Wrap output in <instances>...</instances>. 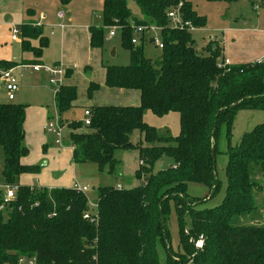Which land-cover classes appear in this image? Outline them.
I'll return each mask as SVG.
<instances>
[{
    "label": "trees",
    "instance_id": "16d2710c",
    "mask_svg": "<svg viewBox=\"0 0 264 264\" xmlns=\"http://www.w3.org/2000/svg\"><path fill=\"white\" fill-rule=\"evenodd\" d=\"M71 1L61 0L64 4ZM133 1L141 18L134 16L128 0H104V25L122 26L121 43L130 53L127 65H104L105 85L140 91V105L92 106L90 125L67 122L70 133L63 144L73 147L74 163H93L109 174L121 170L119 150L137 149L140 184L131 188L100 186L94 209L86 194L74 187L20 185L21 175L36 174L40 169L22 161L29 155L25 143L27 106L0 103L1 176L5 185H18L16 199L5 208L6 218L0 210V264H21V258H35L37 264H161L159 243L169 253L168 264H264V225L233 222L235 216L257 209L256 194L261 188L252 173L255 168L264 172V123L245 132L239 144H231L238 112L264 110V60L220 66L224 60H220L219 43L210 42L205 48L208 54H200L192 32L171 23L168 12L182 3L184 20L196 28L206 26V19L191 2ZM132 22L162 28L164 47L156 62L144 54V40L132 42ZM89 30L91 48L103 49L104 28L91 26ZM21 39L22 51L31 52L33 58L20 64L0 60V72L17 65L44 64L42 56L49 39L43 27L22 24ZM99 87L91 82L89 96ZM77 99V87L62 84L55 94L59 116L74 107ZM146 110L159 117L178 113L179 134L160 135L145 122ZM223 125L229 141L225 195L219 205L201 209L197 205L203 200L190 197L188 184H204L212 196L219 190L213 154ZM135 130L149 145L132 142ZM164 157L171 158L173 164L154 173V165ZM3 194L0 192V205ZM171 203L185 248L179 260L169 247L166 219ZM201 238L203 246L198 248L196 242Z\"/></svg>",
    "mask_w": 264,
    "mask_h": 264
},
{
    "label": "rangeland",
    "instance_id": "374dc122",
    "mask_svg": "<svg viewBox=\"0 0 264 264\" xmlns=\"http://www.w3.org/2000/svg\"><path fill=\"white\" fill-rule=\"evenodd\" d=\"M9 1L14 4L12 10L18 12L19 2L21 0H0V16L10 9L7 5ZM187 1L191 2L197 13L206 19L205 27L196 28L192 32L196 42V49L200 54H208L205 48L210 42L215 43L217 42L215 39H218L223 46L221 41L225 39L229 43V53L236 62H254L258 58H263L264 0ZM56 2H40V5H42L41 11H44L47 17L44 22L43 33L49 39V46L44 49L42 59L45 65H54V62L57 61L56 59L61 57V52H63L65 46L67 51L65 53L66 64H64V67L65 69L68 68V71L65 75L64 82L65 85H74L77 87L79 103L64 112L60 117L55 105L54 87L47 84V79L43 76V73L33 72L31 69H25L22 66L15 72V75L20 81V87L15 94V99L10 101L7 91L0 85V103L12 102L27 106L25 143L29 148V155L23 159V163L39 166L41 162L47 161L45 166L40 167L38 173L21 175L18 183L23 186L38 188L73 187L75 183L86 184L88 190L85 191V194L88 198L89 205L93 209L94 203L97 202L98 188L100 186L122 185L123 187L131 188L140 184V180L136 177V171L140 164L139 151L137 149L119 150L117 152V158L121 163V170L109 174L108 172L101 171L93 163H74L70 149L62 150V148L70 147L67 145H58L55 142V137L44 131V125L51 119L58 121L61 125V122H63L64 136H67L70 133L67 122L75 120L83 121L85 119L84 111L87 105L94 104L95 106L97 103H115V100L106 94H102L101 99H97V97L93 99L88 94V88L91 82L99 84V79H104L101 59H103L105 64L127 65L130 62V53L122 46L120 34H117L111 39L107 38L109 29L105 27L102 16L104 0H72L70 6H66L64 3H58V1ZM128 5L134 16L142 17L139 7L133 0H128ZM59 11L65 12L68 20L72 18L73 23H84L85 21L90 26L103 27V54L98 50H92L93 52L91 51L88 55L91 58L90 62L83 65L82 51L80 53L76 52L71 47L69 39L63 45L59 38V31L54 30L55 34L51 35L52 28L48 25L55 21ZM79 34L81 36L83 33L80 32ZM114 47L116 48L117 55L112 56L111 52ZM161 53V49L154 43H145L144 54L154 62L161 57ZM222 58L223 54L220 60ZM103 92V89H101L100 93ZM144 115L145 122L156 127L160 135L176 136L179 134L180 121L178 113H170L166 116L159 117L151 111H148ZM260 123H264V110H240L233 124L231 144L233 146L239 144L243 134ZM131 140L134 144L142 142L144 145H149L144 141V137L139 130H135L132 133ZM228 145L229 141L226 136V128L223 125L220 127L218 134L215 154V170L220 180V188L213 196L209 187L204 184L193 182L188 184V194L190 197L203 200L197 205L201 209L215 207L224 198L227 185L225 168L228 162V156L226 154ZM172 163L173 160L171 158L164 157L154 165L153 172L157 173L164 170L170 167ZM3 165L4 155L0 147L1 194L6 190L3 186L5 181L1 176ZM252 177L260 186L264 187V172L255 168ZM258 195L263 207L259 208V211L255 210L252 213L235 216L233 218L234 223L241 225H264V189L263 193L261 194L259 192ZM256 203L258 204V202ZM3 213L6 218L8 211L4 210ZM166 225L170 237V252L174 253L173 256L176 260H179L185 248L182 243L181 228L173 203L170 204ZM158 255L161 264H168L169 253L162 243L158 244Z\"/></svg>",
    "mask_w": 264,
    "mask_h": 264
},
{
    "label": "crops",
    "instance_id": "0c3cea01",
    "mask_svg": "<svg viewBox=\"0 0 264 264\" xmlns=\"http://www.w3.org/2000/svg\"><path fill=\"white\" fill-rule=\"evenodd\" d=\"M47 1H51L54 3H57L56 1H58V3L62 4L61 0H56V1L55 0H21L19 2V6H18V8H19L18 12H15V10L14 11L12 10V8H14L13 2L9 1V3L7 5L9 6L10 9L0 16V60H9V61L15 62L17 64H20V62L23 59H32L33 58V54L31 52H23L22 51L21 34H19V36H17L16 38H14L12 28L14 26H16L17 28H19L20 33H21V25L25 24V23H31V24L36 25L39 22H41L42 27H44V22L46 21L47 17L44 14V11H41L42 5H40V2L44 3ZM4 4H6V3H4ZM70 4H71V2L69 4H66V6H70ZM263 6H264V4H263ZM37 12L39 13V15ZM59 13H60V11L57 13L55 21L48 25L50 28H52V31L50 34L54 35L55 34L54 30L59 31L58 32L59 38L62 41L63 45L66 43V40L69 39V43H70L71 47L73 49H75L76 52L80 53L82 51V59L84 61L83 65L90 62L91 58L88 57V55L92 50H98L99 52H101V54H103V49H101V50L100 49H92L90 47V30H89L91 27L90 25L85 23V21H84V23H82V22L73 23L72 18H70L69 20L66 18L65 12H63L64 17L59 18L58 17ZM7 17H10V20H6ZM61 25H63V27ZM80 32L83 33L81 36H79ZM215 40L217 41V43H219L221 49L223 50V53H222L223 54V58H222L223 60H229L231 65L248 63V62H236L235 61L233 56H231L229 53V50H228L229 43L226 42L225 39H223V41H221L223 46L221 45L220 40H218V39H215ZM9 45H11V46L8 47ZM33 45H38V42L34 41ZM66 51H67V49L64 46L63 52H61V57H58V59H56L57 61H55L54 64H61L62 66H64V64H66V62H65ZM116 55H117V51H116ZM261 58H258L257 61L264 59V54H263V58L262 59ZM42 61H43V59H42ZM254 62H256V61H254ZM43 63H44V61H43ZM101 63H102L103 72H104V79H99L100 87L94 93L92 98L94 99L97 97V99H101V95L106 94L108 97H111L112 99H114L115 103H97L95 105H122V106H131V105L132 106H138V105H140V91L132 90V89L110 88V87H107L105 85V68H104L105 63H104L103 59H101ZM21 66L23 67V65H17L16 67H14L13 72L15 73L18 69L21 68ZM89 69H90V67H89ZM40 73H42V72H40ZM43 76L46 77L47 84L50 86V84L48 82L47 75L44 74ZM63 82H64V80H63ZM0 85L4 88V86L2 84H0ZM64 85H65V82H64ZM101 89H103V91H104L103 93H100ZM98 102H102V101H98ZM78 103H79V99H77V101L75 102L74 105H77ZM92 106H94V104L87 105L85 107V110H90V108ZM148 111L149 110H146L144 114H146ZM84 114H85V111H84ZM60 146H66V145L62 144ZM67 146H69V145H67ZM69 147L70 148H62V150L63 149H70V154H71V157L73 159V156H72L73 155V147H71V146H69ZM258 185L260 186L259 183H258ZM67 187H69V186H67ZM260 188H261L260 192L262 194L264 187L260 186ZM256 202H258L256 211H259L258 209L262 208L263 204H262L261 199H260L258 194H256ZM260 211H261V209H260Z\"/></svg>",
    "mask_w": 264,
    "mask_h": 264
},
{
    "label": "built area",
    "instance_id": "2783aa9c",
    "mask_svg": "<svg viewBox=\"0 0 264 264\" xmlns=\"http://www.w3.org/2000/svg\"><path fill=\"white\" fill-rule=\"evenodd\" d=\"M182 7V3H180L176 8L171 9L168 12V16L171 19V23L173 26L178 27L180 29H187L190 32H193V30L196 29V27L190 22L186 21L181 17L180 8ZM59 18L64 17V13L60 12L58 14ZM43 18V17H42ZM36 26H42V23L39 22L36 24ZM63 27V25H61ZM109 29L108 32V39H111L112 37H115L117 34H120L122 31L121 25H111L107 27ZM132 28L134 29V36L132 38V42L134 44H141L144 40V42H152L157 47L162 49L164 47L163 39L161 36L162 28L156 25H147V24H135L132 22ZM13 37L16 38L19 36L20 30L16 26L12 28ZM220 66L226 67L228 65H231L229 60H224L221 62ZM23 68L25 69H31L34 72H42L47 75L48 82L50 86L54 87L55 94L59 91L60 86L63 84V80L65 78V75L68 71V69H65L64 66L61 64H54L52 66H47L45 64H33V65H23ZM0 82L4 86L5 90L8 93V99L14 100L15 94L19 90L20 87V81L18 80V77L13 72V69H5L0 72ZM83 123L85 125L91 124V112L90 110H85V119L83 120ZM63 126L54 119H51L46 125H44V131H46L49 134H52L55 137V142L58 145L63 144V138H64V132H63ZM4 188L6 189L3 194V201L0 205V210H5V208L16 199V193L18 190V185H9V184H3ZM75 189H77L80 192L85 193V191L88 190V186L86 184L81 183H75L73 186ZM94 207H97V203H94ZM86 218H89L90 215L86 214ZM196 245L198 248H201L203 246V240L202 238L196 242ZM21 264H37L36 259H25L21 258L20 260Z\"/></svg>",
    "mask_w": 264,
    "mask_h": 264
},
{
    "label": "water",
    "instance_id": "95a60500",
    "mask_svg": "<svg viewBox=\"0 0 264 264\" xmlns=\"http://www.w3.org/2000/svg\"><path fill=\"white\" fill-rule=\"evenodd\" d=\"M6 20H10V17H7ZM111 54H112V56H115V55H116V48H115V47L112 49ZM213 151H214V149H213ZM213 162H214V164H215V154H213ZM46 164H47V161H43V162L40 163L39 167H43V166H45ZM106 169H107V170L109 169V166H108V165L105 167V170H106Z\"/></svg>",
    "mask_w": 264,
    "mask_h": 264
}]
</instances>
